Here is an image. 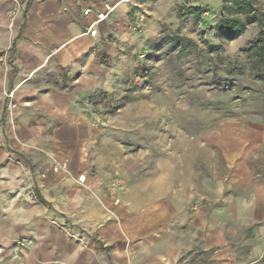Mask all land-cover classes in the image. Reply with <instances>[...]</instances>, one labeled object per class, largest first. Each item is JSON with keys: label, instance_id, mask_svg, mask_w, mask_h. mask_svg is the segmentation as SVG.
<instances>
[{"label": "crops", "instance_id": "1", "mask_svg": "<svg viewBox=\"0 0 264 264\" xmlns=\"http://www.w3.org/2000/svg\"><path fill=\"white\" fill-rule=\"evenodd\" d=\"M108 8L109 0H0V264H261L264 184L247 163L254 143L247 155L217 143L229 173L202 174L198 191L144 193L134 183L112 195L93 177L78 180L84 166L64 145L76 135L72 116L60 106L72 102L69 89L96 87L93 32ZM47 119L68 121L49 148ZM257 137L261 148L264 128ZM68 158L69 174L54 173L53 162Z\"/></svg>", "mask_w": 264, "mask_h": 264}, {"label": "rangeland", "instance_id": "2", "mask_svg": "<svg viewBox=\"0 0 264 264\" xmlns=\"http://www.w3.org/2000/svg\"><path fill=\"white\" fill-rule=\"evenodd\" d=\"M109 1L111 14L93 32L99 37L94 54L102 71L96 87L87 93L69 89L72 102L60 106L64 116H72L76 135L64 145L84 166L78 180L93 177L112 195L134 183L144 193L173 187L198 191L202 174L229 173L217 143L237 144L245 155L254 143L257 150L247 163L264 184V146L257 143L264 128V81H254L249 69L244 77L237 69L227 71L228 62L258 35V26L224 45L220 57H210L204 41L220 44L210 29L221 17L223 0ZM259 5L264 11V0ZM196 6L203 8L200 16L184 14ZM179 39L192 43L182 49ZM240 62L250 67L247 59ZM43 78L65 85L54 74ZM9 95L6 112L14 125L18 102L16 94ZM98 95L102 100L94 103ZM66 122H42L48 148L54 131ZM63 162H53L54 173L69 174L70 158Z\"/></svg>", "mask_w": 264, "mask_h": 264}, {"label": "trees", "instance_id": "3", "mask_svg": "<svg viewBox=\"0 0 264 264\" xmlns=\"http://www.w3.org/2000/svg\"><path fill=\"white\" fill-rule=\"evenodd\" d=\"M184 11L185 15L198 17L203 12V8L196 6L184 9ZM251 26H258V35L239 50L233 62H228L227 71L232 74L237 69L238 75L244 77L246 70L249 69V76L254 81H264V11L260 8L259 0H223L221 17L210 29L220 40V44L204 41V51L210 57L221 55L224 45L242 36ZM178 42H180L182 49L192 43L191 41L186 42L184 39H179ZM185 42L188 45L184 44ZM241 58L247 59L249 68H247V63L240 62ZM100 99L102 100L100 95L93 96L92 101L97 103Z\"/></svg>", "mask_w": 264, "mask_h": 264}, {"label": "built area", "instance_id": "4", "mask_svg": "<svg viewBox=\"0 0 264 264\" xmlns=\"http://www.w3.org/2000/svg\"><path fill=\"white\" fill-rule=\"evenodd\" d=\"M15 91L16 90H13L10 95H9V98H13L14 97V94H15ZM55 171H58V167L54 169Z\"/></svg>", "mask_w": 264, "mask_h": 264}, {"label": "bare ground", "instance_id": "5", "mask_svg": "<svg viewBox=\"0 0 264 264\" xmlns=\"http://www.w3.org/2000/svg\"><path fill=\"white\" fill-rule=\"evenodd\" d=\"M104 18H105V15H101V16L98 18V21L104 20Z\"/></svg>", "mask_w": 264, "mask_h": 264}]
</instances>
